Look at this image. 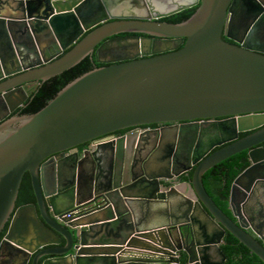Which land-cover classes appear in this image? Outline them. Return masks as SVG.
<instances>
[{"label": "water", "instance_id": "water-1", "mask_svg": "<svg viewBox=\"0 0 264 264\" xmlns=\"http://www.w3.org/2000/svg\"><path fill=\"white\" fill-rule=\"evenodd\" d=\"M263 22L264 0H0V79L8 76L0 81V233L9 222L0 264H27L43 246L31 264L43 256L41 264H222L226 232L264 264V50L252 44ZM32 83L39 87L15 112ZM217 118L225 119L215 139L179 158V126L200 124L201 137ZM159 123L174 124L161 130L171 140L150 159L120 158L135 149L129 136L113 141L109 167L98 156L108 143L64 154ZM244 150L249 165L230 186L231 218L202 177ZM26 172L35 203L15 209Z\"/></svg>", "mask_w": 264, "mask_h": 264}, {"label": "flooded vegetation", "instance_id": "flooded-vegetation-1", "mask_svg": "<svg viewBox=\"0 0 264 264\" xmlns=\"http://www.w3.org/2000/svg\"><path fill=\"white\" fill-rule=\"evenodd\" d=\"M235 12H236L235 21L237 23L239 22L238 24H242V22H243L242 20H244V19H243V16H241L240 9L238 7L235 8ZM238 27L240 28V26H238ZM232 34H235V33H232ZM253 35L255 38V40L254 39L252 40V42H253L252 44H253L254 48L259 49V50H264V22L261 23L257 27V29L253 33ZM223 38L225 40H227L228 42L234 43V41L227 39L225 36H223ZM7 77L8 76H4L3 78L0 79V81L6 79ZM38 87H39V85H35L34 83L28 84L25 87V90L28 93V97L26 99L24 106L22 108H18L15 112L22 113V111L24 110V108L26 107V105L28 104V102L30 101V99L32 98L33 94L35 93V91L37 90ZM224 119L225 118L215 119L213 121L214 123L210 125L211 128L208 129V131H206L204 134H202L201 137H199V135L197 134V130L199 129L200 124L183 125L181 127L179 126L178 135L175 137V139H173L174 144L179 149V154H177V156L179 158L180 157L188 158L189 156H192L193 153L190 154V152H188V148L194 147L196 144H198L201 141H202L201 144L205 143V144L209 145L210 142L213 141V139H215V136L213 133V128L218 127V123H216V122H219V121L224 120ZM198 122L200 123V121H198ZM172 125H174V124H172V123H170V124L159 123V124H149V125L124 128L121 130H117L111 134L99 137L97 139L88 141L86 143L80 144V145L73 147L71 149H68V150L64 151V154H65V156L70 155V158H73V155L75 153H79L78 155L80 157H83L84 151H87L88 149L93 148L98 144L100 145L102 143H108V144H106V146L103 145L105 148L102 147L100 149L98 156H99V159L101 161H103V163H106V165L109 167L114 162L115 156L117 155L114 152L113 141L116 139L122 138V137L129 136L133 140L136 139L134 142V146H135L134 148L135 149H133V150L128 149V148H126L125 150L121 149V151H119V153H118L120 158H122V157L124 158L126 156V154H128V152H131V155L135 159L144 158V157L147 159H150L151 157L153 158L159 153L160 148H162L166 144H169V142L171 140L170 137L164 136L161 130H164V129H166V127H169ZM176 125H180V124L178 123ZM153 130H160L161 134H162L161 137L155 138V133H152ZM137 132H139V133L140 132H147V136H144V139H142V140L139 137L135 138ZM130 141L131 140H129V143H131ZM118 143H120V142H118ZM215 147H217V146H214L212 149H214ZM207 149H208V147L206 148V150ZM212 149H210L208 153H210L212 151ZM109 151H110V153H109ZM203 153H204V150L201 152V154H203ZM89 160H90V158H89ZM90 162H88V163H90ZM89 165L90 164H87V162H86V165L83 167L84 171H86L87 168H89ZM87 171H89V169ZM188 172H187V174H188ZM181 180H183L182 177H181ZM183 181H188V180H183ZM165 186L168 187L169 183L166 182ZM263 190H264V186H263ZM263 190L260 189V192L258 193L259 195H258L257 201H258L259 210H261V207H262L263 211H264V191ZM8 224H9V222H8ZM249 231H250V229H249ZM3 236L0 239V242L3 239ZM62 241H64V240H62ZM259 242H261V240H259ZM63 244H64V242H63ZM45 248H47V246H43L39 250L45 249ZM4 250H6V252H7L9 250V248L5 247ZM39 250H37V251H39ZM37 251L30 254V256L27 260V264L32 263V259L35 256V254L37 253ZM18 255L20 257H23V255H21V254H18ZM183 255L184 254L181 252L180 256H179L180 261H181ZM48 257H50V256L41 257L38 261V264H41L42 260L45 258H48ZM23 258L26 259L27 257L24 256ZM211 258H212V261H214V262L220 261L219 257H217L215 254H212ZM224 261H225V258H224L223 262ZM185 262H186V260H185ZM185 262L181 261V263H185Z\"/></svg>", "mask_w": 264, "mask_h": 264}, {"label": "trees", "instance_id": "trees-1", "mask_svg": "<svg viewBox=\"0 0 264 264\" xmlns=\"http://www.w3.org/2000/svg\"><path fill=\"white\" fill-rule=\"evenodd\" d=\"M197 6L190 7L188 9L179 11L173 15L163 18L164 21H174L181 17L194 12ZM88 31H86L80 38H82ZM72 47V46H71ZM71 47L63 51L65 53ZM249 132L239 133L238 137H242ZM264 148V142L259 144ZM220 146L215 147L212 151L216 150ZM211 151V152H212ZM249 165V159L247 150L236 153L227 159L221 161L208 171H206L202 177L203 186L215 202V204L228 216H231V212L228 208L229 190L233 180ZM188 172L187 175H182L183 180H190L193 169ZM27 203H35V197L32 190L29 174L26 172L23 175L18 196L15 202V209L20 205ZM8 223L0 233V239L6 233ZM221 251L225 256V261L222 264H263V262L249 251L243 244L235 239L230 233L226 232L224 236V243L220 246ZM186 256L183 255L181 261L185 262Z\"/></svg>", "mask_w": 264, "mask_h": 264}, {"label": "crops", "instance_id": "crops-1", "mask_svg": "<svg viewBox=\"0 0 264 264\" xmlns=\"http://www.w3.org/2000/svg\"><path fill=\"white\" fill-rule=\"evenodd\" d=\"M36 48H39V50L40 49H42L45 53H50L51 52V50L49 51V49H48V46H47V44L46 43H43V42H41V43H39L38 44V46H36ZM20 51L23 53V55H25L26 56V54H28V52L26 53L25 51H24V48H20ZM16 57L19 59V56H17L16 55ZM26 58V57H25ZM26 60V61H25ZM20 61V60H19ZM28 61H30V59L29 58H27V59H24V62L25 63H27ZM14 66H16V64H11V63H7V68L8 69H11L12 67H14Z\"/></svg>", "mask_w": 264, "mask_h": 264}]
</instances>
